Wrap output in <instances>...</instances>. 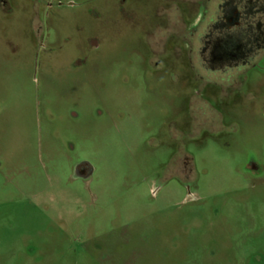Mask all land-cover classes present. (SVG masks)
Wrapping results in <instances>:
<instances>
[{
    "label": "rangeland",
    "instance_id": "obj_1",
    "mask_svg": "<svg viewBox=\"0 0 264 264\" xmlns=\"http://www.w3.org/2000/svg\"><path fill=\"white\" fill-rule=\"evenodd\" d=\"M221 0H0V264H264V50L210 69Z\"/></svg>",
    "mask_w": 264,
    "mask_h": 264
},
{
    "label": "flooded vegetation",
    "instance_id": "obj_2",
    "mask_svg": "<svg viewBox=\"0 0 264 264\" xmlns=\"http://www.w3.org/2000/svg\"><path fill=\"white\" fill-rule=\"evenodd\" d=\"M203 34L200 53L210 69L246 66L264 50V0H221Z\"/></svg>",
    "mask_w": 264,
    "mask_h": 264
}]
</instances>
